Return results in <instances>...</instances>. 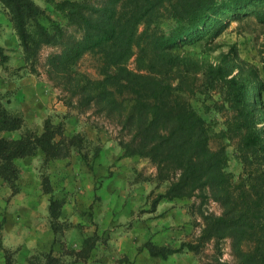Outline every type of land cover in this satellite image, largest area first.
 Instances as JSON below:
<instances>
[{
    "label": "trees",
    "instance_id": "trees-1",
    "mask_svg": "<svg viewBox=\"0 0 264 264\" xmlns=\"http://www.w3.org/2000/svg\"><path fill=\"white\" fill-rule=\"evenodd\" d=\"M1 1L11 14L27 60L37 62L43 46L54 48L47 56V73L70 94L67 103L78 96V103L93 104L105 112L123 132L124 155L150 159L157 167V179L170 182L159 199L198 197L199 207L210 200L220 204L218 214L202 210L204 224L197 242L182 244L198 253L213 242L215 263L197 264H264L260 69L238 57L236 61L223 56L219 63L202 64L175 52L187 42L213 37L229 16L252 15L264 22V0H48L64 16L65 25L33 0ZM136 47L134 70L127 62ZM85 55L95 59L97 76L79 69ZM236 62L239 70L233 75ZM200 72L206 87L202 93L223 81L225 103L220 111L224 114L218 135L227 144L216 148L211 145L209 122L187 96L189 83ZM22 124L23 118L9 111L0 98V177L12 188L19 176L16 159L38 150L45 159L66 154L64 144L56 140L60 125L50 118L45 119L41 133L7 136ZM231 160L240 165L239 173L229 170ZM45 190L50 192V186ZM57 206L58 200L52 197V217L58 214ZM227 239L232 261L221 260ZM148 246L151 255L162 258L178 251L153 243Z\"/></svg>",
    "mask_w": 264,
    "mask_h": 264
},
{
    "label": "rangeland",
    "instance_id": "rangeland-1",
    "mask_svg": "<svg viewBox=\"0 0 264 264\" xmlns=\"http://www.w3.org/2000/svg\"><path fill=\"white\" fill-rule=\"evenodd\" d=\"M33 1L65 25L66 19L51 2ZM143 29L141 25L139 32ZM139 39L145 43L144 37ZM263 44L264 22L252 15L229 16L213 37L187 42L175 52L202 64L219 63L223 56L238 57L260 69L264 85ZM0 46V98L9 111L23 118L22 127L7 136L41 133L45 119L50 118L60 125L56 140L64 144L62 151L66 152L45 159L38 150L16 159L19 176L15 188L0 177V264L215 263L213 242L198 253L182 244L197 242L204 224L202 210L218 214L220 204L210 200L199 207L198 197L159 199L170 182L157 179V167L150 159L124 155L120 144L123 132L105 112L93 104L78 103V96L67 103L70 94L47 73V56L54 48L43 46L35 63L26 59L11 14L1 0ZM135 51L127 62L134 70L139 48ZM78 67L93 77L98 75L90 55H85ZM238 70L236 62L232 74ZM202 79L200 72L189 83L187 96L209 122L211 145L216 148L227 144L218 135L224 114L220 111L225 103L223 81L202 93L206 88ZM259 114L264 124V89ZM229 170L237 174L241 167L231 160ZM47 186L50 192H46ZM52 197L58 200L54 217L49 208ZM149 243L178 251L164 258L153 256ZM233 258L227 239L221 260Z\"/></svg>",
    "mask_w": 264,
    "mask_h": 264
}]
</instances>
